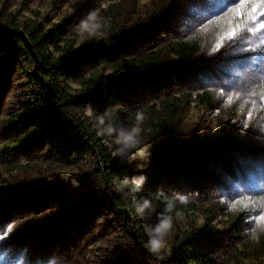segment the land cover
<instances>
[{
	"label": "rangeland",
	"instance_id": "obj_1",
	"mask_svg": "<svg viewBox=\"0 0 264 264\" xmlns=\"http://www.w3.org/2000/svg\"><path fill=\"white\" fill-rule=\"evenodd\" d=\"M213 3L219 10L232 0ZM194 7L190 0H0V25L11 32H53L48 48L54 59H61L59 49H85L111 38L120 42L115 54L124 60L175 41L202 43L192 69L174 71L181 77L168 76L182 66L171 54L150 82L117 72L119 83L100 96L101 105L72 106L76 127L55 129L54 136L37 131L34 147L24 142L34 129L26 115L41 85L32 83L19 62L0 57V234L12 228L0 250L12 257L11 264H202L180 260L195 252L209 264H264V228L253 219L264 204L257 199L264 190L254 187L264 179V110L259 95L251 98V120V103H227L232 92L259 93L264 87V80L245 79L255 69L244 57L254 53L242 49L256 48L258 39L221 46L223 21L213 17L209 23L207 13L193 14ZM156 16L162 21L149 37L142 29ZM138 36L140 41H132ZM60 81L71 97L85 89L81 79ZM205 93L213 98L209 104L200 97ZM19 117L28 131L20 132ZM127 135L135 144L125 143ZM86 137L96 144L85 145ZM77 142L83 152L72 150ZM167 144L179 153L165 162L155 193L145 191L138 173L110 167L124 161L147 166L139 156ZM211 148L216 154L204 159ZM156 194L168 203L166 213ZM241 196L257 200L256 208H231ZM153 239L160 240L159 249H153ZM191 240L201 245L192 253L182 247Z\"/></svg>",
	"mask_w": 264,
	"mask_h": 264
},
{
	"label": "trees",
	"instance_id": "obj_2",
	"mask_svg": "<svg viewBox=\"0 0 264 264\" xmlns=\"http://www.w3.org/2000/svg\"><path fill=\"white\" fill-rule=\"evenodd\" d=\"M161 21L162 18L156 16L150 24L143 27V33L149 37L153 36L149 29L156 31ZM57 27L55 26V28ZM13 35L17 37L12 38L11 36ZM53 35L51 31L41 33L35 27L23 31L19 30V32H11L7 26L0 25V57H4L8 62H19V65L24 67L21 70H26V73L32 78V83L41 85L40 92L37 93L38 98H34L37 102L34 106L29 107V113L26 115V118L32 119L31 123L34 129L28 131L29 125L21 121L19 117L20 132L28 131L24 142L29 143L32 147L35 146L37 141L34 137L37 131L46 132L48 135L54 136L55 129L63 132V129H69L70 125L76 127L74 123L79 122L72 106L82 107L91 105L95 107L101 105V102H99L100 96H107L108 93H112V87L119 83L114 80L116 79L117 72L121 74L133 73L138 77L139 81L150 82L155 75L162 74L165 58L171 54L175 59L182 62V66L179 69L174 68L168 76H177L174 71H181L182 74L188 73L193 67L190 61L197 56L202 47V43L198 38H192L172 42L165 46V49L158 50L157 52L136 54L132 58L124 60L119 59L118 55L115 54L120 42L111 38L101 45L95 44L85 49H59L61 59H54L48 48ZM132 41H140L139 36ZM111 62H113L112 66H110ZM91 69L93 70L87 76ZM103 71H110L113 73V76L108 78L104 76ZM182 74L177 77H181ZM62 78H67L68 81L72 78L81 79L78 84L85 86V89L79 91L81 94L79 98L71 97L62 89V81H60ZM103 79L106 80L104 81ZM97 84L102 85L96 86ZM91 86L96 87L90 88ZM120 86L125 87L126 84L122 82ZM200 97L203 102L208 104L213 100L209 93L200 95ZM49 98L56 102L58 110H52V101ZM47 109L52 110L54 114L53 112L52 115L47 114ZM82 130L85 131L84 129ZM83 133L85 134V132ZM95 140L86 137L85 145H94L96 144ZM83 147L77 142V145L72 150L80 153L84 151ZM216 151H218V148H216ZM102 153L100 150L99 154L107 158L108 155ZM178 153L177 148L172 144H167L163 147H157L153 152L148 154L143 153L139 156L140 159L149 161L147 166L137 167L136 165L129 164L130 162L124 161L122 164H111L110 167H116L119 170L125 169V173L133 175L138 173V179L142 180V186L145 188V191L155 193L152 188L157 187L160 183L162 179L160 172L164 169L165 162ZM195 153L193 156L197 157L199 152ZM214 154L216 152L211 148L208 154L203 157L207 159L214 156ZM106 163H112V161L109 159ZM116 171L115 173L117 174L118 170ZM155 197L162 203V211L164 210L163 212L166 213L169 207L165 198L159 194H156ZM188 242L190 245L187 247V243H182L185 251L192 253L195 247L201 248L198 240ZM180 260L184 262L188 260L201 261L202 264L210 263L209 259H205V256L199 255L198 252L192 253L191 256L188 255L185 259L182 258Z\"/></svg>",
	"mask_w": 264,
	"mask_h": 264
},
{
	"label": "snow or ice",
	"instance_id": "obj_3",
	"mask_svg": "<svg viewBox=\"0 0 264 264\" xmlns=\"http://www.w3.org/2000/svg\"><path fill=\"white\" fill-rule=\"evenodd\" d=\"M190 3L195 5L192 9L194 15L203 16L206 13L209 16L208 22H212V18L222 20L226 26V30H222L220 33L221 39L218 41L221 46L225 43L233 44H249L251 39L256 37L258 39V44L256 48L248 47L242 49L249 53H254V55L244 57L251 66L252 71L250 76L245 77L247 80H264V0H232L231 5H225L222 8L217 9V5L213 3V0H190ZM223 13V15H221ZM230 25V26H229ZM85 28L88 27L87 24L84 25ZM257 49H260L258 51ZM218 50V49H217ZM221 95H225V91L222 88L220 90ZM259 95L261 101V108L264 110V87L261 88L260 92L257 93L254 90L244 91L243 89L232 92L227 95V103L230 105L236 101L243 100L244 104L251 103L252 108L248 110V119H252L253 110L256 108V101L251 99ZM241 107V111H243ZM247 126V125H246ZM264 127V126H262ZM124 141L126 144H135L132 135L124 136ZM254 187L264 190V179H261L258 184ZM257 199L264 200V196L257 195ZM257 200L251 199L249 196H241L239 199H234L230 205L231 208H240L241 210H251L256 208ZM258 215H254L253 219L256 223L264 228V204L256 208ZM168 222L165 221L162 226L164 229L168 228ZM162 229H158L161 231ZM12 231L10 227L7 233L0 234V242L6 240L8 233ZM153 249H159L161 247V242L158 239L152 240ZM12 257L7 253L0 250V262L2 264H11Z\"/></svg>",
	"mask_w": 264,
	"mask_h": 264
},
{
	"label": "clouds",
	"instance_id": "obj_4",
	"mask_svg": "<svg viewBox=\"0 0 264 264\" xmlns=\"http://www.w3.org/2000/svg\"><path fill=\"white\" fill-rule=\"evenodd\" d=\"M141 183H142V180H141ZM146 207H148L147 202H145L144 206L140 210L143 211V208H146ZM158 229H161V228L156 229V231L159 233L160 231H158Z\"/></svg>",
	"mask_w": 264,
	"mask_h": 264
}]
</instances>
